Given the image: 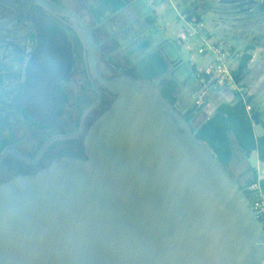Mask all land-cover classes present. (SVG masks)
<instances>
[{"label": "water", "instance_id": "1", "mask_svg": "<svg viewBox=\"0 0 264 264\" xmlns=\"http://www.w3.org/2000/svg\"><path fill=\"white\" fill-rule=\"evenodd\" d=\"M38 1L76 24L91 71L117 98L88 130L87 158L62 156L37 174L0 183V264H262L264 226L241 182L195 135V118L189 123L153 82L104 76L88 22ZM38 57L37 97L69 72L71 44L47 41ZM25 100L35 111L53 101ZM101 100L76 133L54 137L40 156L53 142L78 137ZM50 110L36 121H49Z\"/></svg>", "mask_w": 264, "mask_h": 264}, {"label": "flooded vegetation", "instance_id": "2", "mask_svg": "<svg viewBox=\"0 0 264 264\" xmlns=\"http://www.w3.org/2000/svg\"><path fill=\"white\" fill-rule=\"evenodd\" d=\"M19 7H10L0 2V22L15 16L17 20L4 28H0V157L7 152L0 162V183L7 182L17 176L34 175L48 167L55 159L62 156L87 158L85 137L94 122L115 102L117 95L105 89L91 71L85 57V46L75 23L69 18L59 16L46 9L38 0H8ZM49 1L69 9L84 18L82 13L65 0ZM8 12L2 16V11ZM90 10V8H89ZM5 14V13H4ZM87 21L93 30L98 44V66L102 74L112 77L126 72L124 68L110 59L113 53H104L98 40L96 29L103 22L93 16ZM113 16V15H112ZM126 26L122 28L124 31ZM121 32V31H120ZM66 38L71 44L70 69L48 95L35 96L33 89L39 83L36 70L38 54L47 41ZM112 47L121 46L111 40ZM80 49L84 52L85 69L80 67ZM80 55V56H79ZM109 71L105 73L104 70ZM86 71V72H85ZM87 73L88 79H84ZM101 95V102L88 114L84 129L78 137L53 142L40 156L44 146L54 137L76 133L81 127L85 112L95 105ZM25 99H53L38 111L33 103ZM96 99L84 111L82 101ZM51 108V110L49 109ZM50 110L49 121L43 119ZM80 120L68 132L51 134L57 124L70 119ZM23 156L21 158L19 156ZM40 156V157H39ZM241 184L242 181L238 179ZM243 185V184H242Z\"/></svg>", "mask_w": 264, "mask_h": 264}, {"label": "rangeland", "instance_id": "3", "mask_svg": "<svg viewBox=\"0 0 264 264\" xmlns=\"http://www.w3.org/2000/svg\"><path fill=\"white\" fill-rule=\"evenodd\" d=\"M65 1L74 4L89 22H92L89 8L99 5L98 0ZM125 2L126 6L121 12L108 18L96 29L101 49L104 53H113L110 59H113L114 63L120 65L126 72H134V64L128 62L126 54L145 40H149L150 47L139 50L132 60L136 62L148 52H160L169 63L172 76L180 84L176 106L184 112L195 105V94L200 86L193 68L195 65L205 66L208 62L197 54L196 49L200 44L197 38H191L189 41L194 45L192 52L186 45L180 43L179 36L185 41L189 38L183 34L184 22L180 16L192 15L191 12L199 14L204 31H210L213 41H222L230 45L232 52L238 54L236 61L240 62L246 52L253 55L240 85L243 86L245 97H252V105L262 113V122L254 123L256 134L264 133V0H125ZM155 9L159 11L160 16L154 12ZM6 14L8 12L3 10L2 16ZM149 16H152L157 24L150 25L147 21ZM124 26L126 28L122 31ZM112 39L115 44L121 46L119 49L112 47ZM80 53L79 66L85 69L82 49ZM164 78L156 79L153 83L159 87ZM84 79H88L87 73ZM95 100L84 99L83 111ZM235 102L236 99L231 103ZM216 106L207 99L203 110L198 113V120H194V125L198 126L211 117L216 111ZM209 110L213 112L209 114ZM79 120L80 115L77 119L67 120L66 129L59 123L51 134L71 131ZM256 166V152L248 155L235 144V157L229 168L232 176L240 179L245 185L247 178L253 177Z\"/></svg>", "mask_w": 264, "mask_h": 264}, {"label": "trees", "instance_id": "4", "mask_svg": "<svg viewBox=\"0 0 264 264\" xmlns=\"http://www.w3.org/2000/svg\"><path fill=\"white\" fill-rule=\"evenodd\" d=\"M97 7H90L93 16L98 22L107 20L112 15L121 12L125 6V0H98ZM155 12V10H154ZM147 21L150 25L154 24V18L149 16ZM150 41L145 40L138 45L137 48L131 49L126 54L128 62L134 64L135 71L132 75L146 81L154 82L156 79H161L169 76L160 89L164 97L172 104H177V92L179 82L170 73V65L167 60L159 52H148L133 62L132 57L139 51L150 47ZM253 59L251 53L246 52L239 63L238 71L234 73L238 83L242 84L244 75ZM252 97H249L246 102L243 99H237L235 103L220 104L215 113L209 117L199 127L193 126V131L197 138L206 142L213 154L226 166L229 171L230 165L235 157V144L246 154L257 151L259 159L264 163V136L256 137L254 131V123L259 120L262 122V113L252 105ZM251 106L250 113L247 111V106ZM202 108L193 105L187 112L185 118L189 123H192L194 118L201 112ZM258 181L256 170L252 178H249L247 183L242 185V190L250 197L248 188Z\"/></svg>", "mask_w": 264, "mask_h": 264}, {"label": "built area", "instance_id": "5", "mask_svg": "<svg viewBox=\"0 0 264 264\" xmlns=\"http://www.w3.org/2000/svg\"><path fill=\"white\" fill-rule=\"evenodd\" d=\"M184 22L183 34L189 38L185 41L179 36L182 45H186L189 51L194 50V45L189 41L197 38L200 41L197 54L203 57L205 66H200L196 70V76L200 82L199 89L195 94V105L202 108L206 105L213 93H217L222 98V103H231L235 99H248L245 97L243 86L237 82L234 73L238 71V54L232 52V47L226 42L213 41L204 31L203 22L192 15H181ZM194 58V57H193ZM221 103V104H222ZM215 105V104H214ZM250 113L251 106H247ZM208 113H212L209 110ZM253 209L264 226V175L258 176V181L248 188ZM262 264H264V259Z\"/></svg>", "mask_w": 264, "mask_h": 264}, {"label": "crops", "instance_id": "6", "mask_svg": "<svg viewBox=\"0 0 264 264\" xmlns=\"http://www.w3.org/2000/svg\"><path fill=\"white\" fill-rule=\"evenodd\" d=\"M155 12L157 13V15L158 16H160V13H159V11L157 10V9H155ZM191 14L192 15H194L195 17H197L198 19H200L201 21H202V18H201V16L199 15V14H193V12H191ZM184 15H186V14H184ZM189 16V15H188ZM158 19H159V17H158ZM203 22V21H202ZM154 24H157V22H155ZM205 33L209 36V37H211L212 38V35H211V33H210V31H208V30H206L205 31ZM200 66H198V65H195L194 66V68H193V70H194V73L196 74V70H197V68H199ZM170 73H171V68H170ZM169 78V76H167V77H165L164 78V81L165 80H167ZM162 79V78H161ZM164 82H162V84H163ZM210 99H211V101L215 104V105H220L221 103H222V98H221V96L219 95V94H217V93H213L212 95H211V97H210ZM191 108V107H190ZM190 108H188L187 110H185L184 111V113L185 112H187ZM217 109V108H216ZM182 112V111H181ZM210 114V113H209ZM209 119V118H208ZM195 120H198V115L195 117ZM205 121H203L201 124H203ZM201 124H199L197 127H199ZM254 131H255V129H254ZM255 135H256V137H262V136H264V133L263 134H261V135H258V134H256V131H255ZM256 152V162H257V166H256V172H257V174H258V176H260V175H264V163L259 159V154H258V152L257 151H255ZM250 178V177H249ZM249 178H247V180L249 179Z\"/></svg>", "mask_w": 264, "mask_h": 264}]
</instances>
